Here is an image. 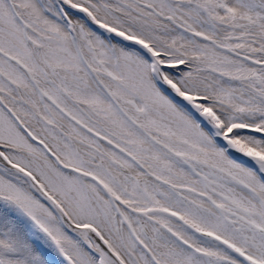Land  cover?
Listing matches in <instances>:
<instances>
[{"label":"snow or ice","instance_id":"obj_1","mask_svg":"<svg viewBox=\"0 0 264 264\" xmlns=\"http://www.w3.org/2000/svg\"><path fill=\"white\" fill-rule=\"evenodd\" d=\"M0 264H264V0H0Z\"/></svg>","mask_w":264,"mask_h":264}]
</instances>
